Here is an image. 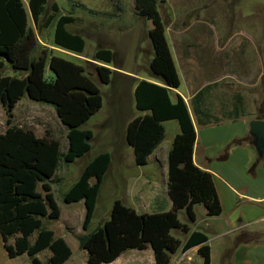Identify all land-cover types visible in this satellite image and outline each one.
Listing matches in <instances>:
<instances>
[{
    "label": "trees",
    "instance_id": "1",
    "mask_svg": "<svg viewBox=\"0 0 264 264\" xmlns=\"http://www.w3.org/2000/svg\"><path fill=\"white\" fill-rule=\"evenodd\" d=\"M48 6L49 0H27V11L23 0H0V103L7 125L0 132V238L9 259L27 255L30 264H64L72 255L65 239L44 226L45 220H59L61 213L52 193V183L57 181L56 172L61 164H71L90 151L92 132L81 127L101 109L98 85L109 84L113 74L109 68L92 62L86 61L81 66L50 55L38 43L35 31L28 26V15L35 29L54 28V47L75 54L84 49V39L66 29L76 18L59 14L54 3L48 15ZM135 9L138 17L151 21L148 37L153 57L148 68L151 77L162 85L145 80L136 85L135 107L144 114L127 124L125 142L133 149L135 164L146 165L149 155L164 139L163 122H178L180 131L173 138L167 156V193L172 209L137 213L114 200L109 218L86 233L110 166L108 152L99 153L86 163L62 200L65 204L83 202L81 227L85 233L75 238L86 253L87 264H109L128 250L148 248L152 250L155 264H169L181 246V240L172 231L187 236L183 250L198 245L202 264H210L207 237L196 231L189 234V224L196 219L195 205L203 206L207 216H218L222 211L220 201L211 173L193 163L196 134L188 108L180 96L174 103L169 97V89L178 88L180 79L157 0H135ZM115 58L111 50L98 46L90 59L113 65ZM6 68L11 74L5 73ZM25 96L53 107L66 130L65 151L61 150L59 140L38 137L31 129L13 124L14 108ZM261 115H264V104ZM180 210L185 211L186 223L178 218ZM250 240L241 234L236 244ZM45 251L49 255L43 262L38 255Z\"/></svg>",
    "mask_w": 264,
    "mask_h": 264
},
{
    "label": "crops",
    "instance_id": "2",
    "mask_svg": "<svg viewBox=\"0 0 264 264\" xmlns=\"http://www.w3.org/2000/svg\"><path fill=\"white\" fill-rule=\"evenodd\" d=\"M23 4L28 11L27 4L25 5L24 2ZM29 19L31 18L28 15V26L34 30L33 22L31 26ZM180 20L182 18L178 13L169 19L168 24L164 23L165 35L169 36L171 46L168 41L167 43L180 79L178 88L169 89V97L174 103L177 96H180L188 108L196 134L193 163L198 168L211 173L222 209L218 216H207L203 206L195 205L196 219L189 224V234L196 231L207 237L210 264H264V168L250 134V122L259 119L260 116L264 117L261 115L264 104V52L258 54L255 52H258L257 40L253 34L238 37L235 31L226 29L222 33L214 26L213 41H210L213 51H210L209 57L204 58L185 34L189 27L183 29ZM39 42L42 43L40 38ZM45 44L50 55L63 51L54 47L52 42L46 41ZM251 45L256 49L255 51L251 50ZM142 51L141 63L136 60L137 55H135L132 56L135 60L131 63H127V58L122 56L118 66L93 62L91 57L85 58L80 65L84 66V62L88 61L95 66L112 70L113 75L118 76L119 87L128 97L127 103L120 107L118 101L114 99L118 95L116 89L105 92L100 90L108 107L118 111L119 116L125 115L121 122L119 142L120 125L117 120L108 127L106 139L112 151L109 153L111 162L104 175L98 197L108 175L112 185L115 186L117 183L123 188L121 201L124 205L137 213L151 214L172 209V202L167 193V155L172 140L180 129L175 120L163 122L164 139L149 155L146 165L135 164L133 149L125 142L127 124L138 115L144 114L135 107L134 89L142 80L162 85L161 81L152 78L149 73V62L153 57L152 46L147 44L146 50ZM246 51L253 52L252 55H256L257 59L252 62H242L249 54L246 55ZM207 59L211 64L208 67ZM5 73L11 74L7 68ZM21 100L14 110L19 103H22ZM166 126L173 128L170 137H166ZM124 146L132 151L130 163L124 162ZM149 165L153 169L160 170L161 182L156 175H144L141 171L138 174L122 173V170L128 172L132 168ZM186 222L185 214V221L182 223ZM241 234L247 235L251 240L236 244V239ZM173 235L181 240V246L172 256L169 264H202V259L197 253L199 246L183 250L182 246L187 236L177 231H174ZM144 251L148 256L147 259L142 258L141 263L155 264L152 250L148 248L140 252ZM84 263H86V253Z\"/></svg>",
    "mask_w": 264,
    "mask_h": 264
},
{
    "label": "rangeland",
    "instance_id": "3",
    "mask_svg": "<svg viewBox=\"0 0 264 264\" xmlns=\"http://www.w3.org/2000/svg\"><path fill=\"white\" fill-rule=\"evenodd\" d=\"M23 2L25 5L27 4V0H23ZM53 3L58 7L59 14L72 15L76 18L75 22L66 26V29L79 34L85 42L84 49L80 54L63 50L60 53L54 52L53 55L56 57L80 65L85 58L92 57L98 46H103L115 53L116 58L113 65L118 66L122 61V56L127 58V63H131L135 60L132 56L137 55L136 60L141 63L143 61L142 50H146L147 44H150L151 47L148 37V31L152 27L151 21L136 15L135 0H49L48 15L52 13L51 5ZM157 3L162 21L166 24L173 15L180 13L182 18L180 24L182 23L183 29L189 27L188 32L185 33L186 36L191 39L194 47L198 48L199 54H202L204 58L209 57L210 51H213L210 41H213L214 26L222 33L226 29L235 31L238 37H247V35L253 34L256 37L255 40H257L258 52L255 51L253 45H251V50L257 54L264 52V0H157ZM29 20L32 26V21ZM34 30L38 43L45 48L46 41H53V27L47 29H35L34 27ZM39 38L43 44L39 42ZM167 41L171 46L169 36H167ZM245 43L248 46L246 40ZM246 53L249 54L242 62H252L257 59L255 58L256 55H252L253 52L246 51ZM209 60H206L207 67L211 65ZM46 72H48L47 68ZM98 86L102 92L116 89L118 95L114 99L118 101L120 107L127 103L128 97L124 90L119 87L117 75L112 74L111 83L108 86ZM101 95L103 96V94ZM21 102L13 111V124L31 129L38 137L57 139L60 141L61 150H65L67 144L66 130L60 124L53 107L29 101L26 96ZM124 115L119 116L118 111L109 108L103 96L102 109L81 127L93 133V138L90 141V151L71 164H61L56 172L57 181L52 183V193L60 208L61 216L57 221L45 220L44 226L52 229L56 236L64 238L69 245L72 255L65 264H86L84 263L85 253L79 248L75 238L76 235L85 233L81 227L84 217V205L82 201L65 204L62 196L79 177L86 163L99 153L112 152L106 139L108 127L117 120L120 125L118 129L119 142V139H121V122ZM6 128V115L0 103V132L5 131ZM172 133L173 128L166 126V137H170ZM123 155L124 162L130 163L131 149L124 146ZM132 169L128 172L122 170V173L138 174L141 171L144 175H156L159 182L162 180L160 170L153 169L151 165ZM109 178L107 175L86 233L94 231L103 221L107 220L113 201H121L122 199L123 188L117 183L115 186L112 185ZM179 212L178 218L181 222H184L185 211L180 210ZM172 234H174V231H172ZM48 255V251H45L40 253L38 258L44 262ZM147 256L145 251L129 250L111 264H142L141 259H147ZM0 264H30V261L27 255L9 259L0 238Z\"/></svg>",
    "mask_w": 264,
    "mask_h": 264
},
{
    "label": "water",
    "instance_id": "4",
    "mask_svg": "<svg viewBox=\"0 0 264 264\" xmlns=\"http://www.w3.org/2000/svg\"><path fill=\"white\" fill-rule=\"evenodd\" d=\"M250 134L253 137L254 147L264 168V120L255 119L250 122Z\"/></svg>",
    "mask_w": 264,
    "mask_h": 264
}]
</instances>
